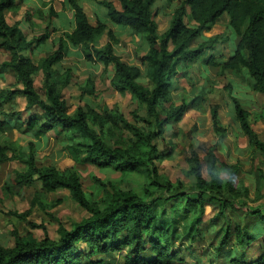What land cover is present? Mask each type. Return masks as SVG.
<instances>
[{"label":"trees","instance_id":"trees-1","mask_svg":"<svg viewBox=\"0 0 264 264\" xmlns=\"http://www.w3.org/2000/svg\"><path fill=\"white\" fill-rule=\"evenodd\" d=\"M157 1L100 0L113 23L131 27L148 44L141 56L148 79L145 84L139 80L142 68L117 53L119 37L113 28L102 20L92 23L80 0H67L74 17L72 30L65 31L60 45L37 61L27 51L47 43L50 24L44 33L28 39L18 23L7 20V11L17 10L22 0H0V45L10 52V58L0 62V72L12 70L16 78L12 88L0 90V107L13 104L18 96L26 99L24 111H1L0 131H54L69 138L66 147L77 162L122 173L141 172L149 180L146 197L134 189L108 186L100 180L104 194L91 196L76 168L39 165L35 153L24 154L18 141L0 142V163L17 159L25 165V170L15 172L18 188L37 179L47 192L66 188L88 212L69 227L60 222L58 237L51 236L43 226L40 237L16 234L12 245L0 243V264H187L180 245L188 239L190 243L185 248L198 241L211 245L213 258L206 264H264L262 181L252 197L249 187L237 178L241 166L219 162L216 145L207 147L204 157L191 150L187 159L194 179L190 183L163 179L156 166V159L165 156L159 138L182 119L188 108L199 106L205 98L200 93L191 99L183 98L180 104L173 101L172 87L180 66L202 60L219 66L222 72L246 69L252 88L264 94V0H182L168 28L161 33L154 20ZM225 12L239 39L234 52L219 60L214 50L220 36L203 35ZM187 17L193 22H188ZM102 35H107L108 40L98 45ZM65 44L79 47L88 62H102L105 70L114 67L111 83L121 93L129 91L145 108L144 116L135 113L143 125L130 123L118 111L107 108L103 113L82 106L69 111L63 90L72 79V70L61 71L58 66L67 53ZM39 72L43 73L42 92L34 79ZM233 101L249 145L264 155V140L252 123L250 111L237 97ZM24 112L29 116L23 117ZM212 117L215 130L224 135L226 129L220 122L218 106L213 107ZM116 118L132 135L117 136L116 128L109 124L112 120L117 126ZM256 119L264 121V109ZM108 133L113 141L108 139ZM222 171H227L228 177H223ZM261 174L264 178V170ZM14 186L6 184L9 189ZM61 202L58 199L52 206ZM209 205L214 213L206 219ZM183 220L187 225H180ZM252 247L258 252L249 256ZM220 256L223 261H216Z\"/></svg>","mask_w":264,"mask_h":264},{"label":"rangeland","instance_id":"rangeland-1","mask_svg":"<svg viewBox=\"0 0 264 264\" xmlns=\"http://www.w3.org/2000/svg\"><path fill=\"white\" fill-rule=\"evenodd\" d=\"M80 1L92 23L96 24L98 20H102L113 28L119 37L115 45L117 53L125 61L139 65L143 71L139 80L148 84L146 68L141 61V56L148 49V44L141 35L133 32L132 28L127 25L113 23L108 17L107 8L100 3V0ZM113 1L117 2V0ZM181 1L158 0L156 2L154 20L160 33L168 28L172 15ZM7 20L11 24L18 23L28 39L44 33L47 25L50 24L51 32L47 43L37 45L32 51H27V54L36 61L54 51L60 45L61 36L65 31L72 30L74 26L73 12L67 0H22L17 10L7 11ZM186 20L193 22L189 17ZM213 35L220 36L214 50L217 59H227L234 52L239 39L230 27L227 12L210 30L204 31L203 36ZM107 40V35L100 36L97 40L98 45H104ZM202 40L201 38L197 42ZM65 48L67 53L58 66L61 71L67 68L72 70V79L63 90L70 112H74L79 106L95 109L101 113L107 108L118 111L130 123L144 124L135 113L138 112L139 115L144 116L145 108L140 107L129 91L121 93L112 85L113 66L105 70L102 62H88L79 47L65 44ZM9 58L10 52L0 45V62ZM34 79L42 92L43 73L35 74ZM251 81L252 78L246 69L239 73L222 72L219 66L208 65L202 60L180 66L172 87L173 101L180 104L183 98L191 99L200 93H203L205 98L199 106L188 108L182 119L168 127L164 136L159 138V146L165 151V156L160 160L156 159V166L163 179L183 180L190 183L194 179L189 174L190 165L187 159L191 150L195 149L204 157L206 148L216 145L219 162L236 163L241 166L237 178L242 179L249 187L252 197L256 196L259 181H262L261 189L264 191V178L261 174L264 170V155L249 145L247 135L237 119L233 101V97H237L250 111L252 123L264 140V121L256 119V115L264 109V94L255 91ZM15 84L14 71L0 72V90H8ZM25 105V97L18 96L13 104L8 103L0 107V116L3 117L2 110L24 111ZM215 106H218L220 122L226 129L224 135H220L213 125L212 109ZM28 116L29 113L24 112L23 117ZM116 121L117 126L112 120L109 124L116 128L119 138L122 134L132 135L128 127L118 118ZM97 128L100 129L98 126ZM107 137L113 141L109 133ZM68 140L69 138L65 135L54 131L47 134H37L32 130L22 133L17 129L0 131V142L18 141L24 154L28 155L31 151L35 153L39 165L53 164L61 169L76 168L82 176L85 190L91 196L101 197L104 194L101 189L103 185L99 183V180L108 186L115 184L121 188L134 189L143 197L147 196L145 189L149 180L145 173L136 171L122 173L110 167L77 162L66 147ZM16 170H25L24 163L17 159H9L0 163V243L3 245H12L16 234L29 238L40 237L44 234L43 226L51 236L58 237L60 222L69 227L74 221L88 215L87 210L74 200L66 188L47 192L39 179L33 184L18 188ZM228 175L227 171H222L223 177H228ZM7 183L15 186L9 189L6 187ZM150 188L153 189V186ZM58 199L62 202L52 206V203ZM263 200L264 198L261 199ZM15 213H22L24 216ZM213 213L209 205L205 218L211 217ZM180 225H187L186 221H181ZM189 243L188 239L180 245V253L187 264H206L213 258L211 245L198 241L190 248H185ZM257 252L256 247L248 250L249 256ZM216 261L222 262L223 260L220 256L216 258Z\"/></svg>","mask_w":264,"mask_h":264}]
</instances>
